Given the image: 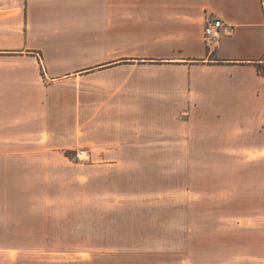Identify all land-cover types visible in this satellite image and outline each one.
<instances>
[{"label":"crops","instance_id":"1","mask_svg":"<svg viewBox=\"0 0 264 264\" xmlns=\"http://www.w3.org/2000/svg\"><path fill=\"white\" fill-rule=\"evenodd\" d=\"M213 18L229 33L209 48ZM78 152L86 185L110 163L151 170L174 154L264 153L262 0H0V170L20 171L21 185L40 170L44 189L26 199L34 205L21 225L5 226L0 263L237 264L238 245L221 248L237 233L182 238L173 211H130L131 236L82 247L55 205L78 200L47 193L49 173L78 166ZM243 236L246 255L264 264V227Z\"/></svg>","mask_w":264,"mask_h":264},{"label":"rangeland","instance_id":"2","mask_svg":"<svg viewBox=\"0 0 264 264\" xmlns=\"http://www.w3.org/2000/svg\"><path fill=\"white\" fill-rule=\"evenodd\" d=\"M145 43L139 41V45ZM133 47L136 48L134 43ZM139 50H145V47H139ZM86 157L87 154L81 155V159ZM170 158L168 155V168L164 169H124L110 163L104 170L94 169L95 178L90 185H86V162L79 164L80 160L76 158L74 162L78 166L68 164L63 170L49 173L51 184L47 186V193L54 196L68 194L78 200L57 202L55 205L59 209L62 225L73 228L70 236L82 247L105 240L110 244L117 243L121 232L131 236L136 219L130 211H173L174 216H169L167 220L173 223V227L180 223L182 238L189 231L191 234L193 231L195 237L205 231L207 239L214 230L225 237L234 232L237 233L234 239H222L221 248L229 251L230 246L237 244V264H262L261 260L246 255L247 239L243 235L264 227V153L174 154L172 163ZM5 172L8 173L5 175ZM19 173L16 170H0V245L8 238L4 233L5 226L21 225L31 213L28 212L29 206L32 207L34 202L26 199L44 192L39 185L42 171H30V182L28 179L29 184L26 185L14 184ZM89 192L109 195V198L105 202L89 204L85 201ZM65 210H70L68 217L64 216L67 213ZM30 224L34 223L30 221ZM174 231V228L168 230L169 234H174ZM138 232H143V229ZM145 232L152 234L153 239L155 234L161 235L158 229H146ZM194 249L197 253L196 244ZM213 249L207 244V251L212 252ZM254 249L260 252L261 245ZM170 252L174 253L175 261L182 257L180 249ZM224 262L221 260V264ZM205 264L213 263L207 260Z\"/></svg>","mask_w":264,"mask_h":264},{"label":"built area","instance_id":"3","mask_svg":"<svg viewBox=\"0 0 264 264\" xmlns=\"http://www.w3.org/2000/svg\"><path fill=\"white\" fill-rule=\"evenodd\" d=\"M262 7L264 11V0H262ZM229 33V27L225 25V23L219 18L209 19L206 22L205 30H204V39L209 48L214 47L215 44L224 36ZM85 154L84 152L76 153V158L80 161L85 159H81V155Z\"/></svg>","mask_w":264,"mask_h":264}]
</instances>
